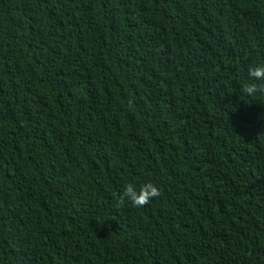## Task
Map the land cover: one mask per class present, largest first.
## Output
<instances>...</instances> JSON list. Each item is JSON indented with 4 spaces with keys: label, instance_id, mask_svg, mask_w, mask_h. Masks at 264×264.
Here are the masks:
<instances>
[{
    "label": "trees",
    "instance_id": "1",
    "mask_svg": "<svg viewBox=\"0 0 264 264\" xmlns=\"http://www.w3.org/2000/svg\"><path fill=\"white\" fill-rule=\"evenodd\" d=\"M259 63L264 0H0V264H264Z\"/></svg>",
    "mask_w": 264,
    "mask_h": 264
},
{
    "label": "clouds",
    "instance_id": "2",
    "mask_svg": "<svg viewBox=\"0 0 264 264\" xmlns=\"http://www.w3.org/2000/svg\"><path fill=\"white\" fill-rule=\"evenodd\" d=\"M248 76L250 82L243 86L242 91L248 96L257 92L264 93V63L249 66ZM160 195L159 187L152 182L143 184L139 189L133 183H128L123 189L121 199H127L134 207L142 208Z\"/></svg>",
    "mask_w": 264,
    "mask_h": 264
}]
</instances>
